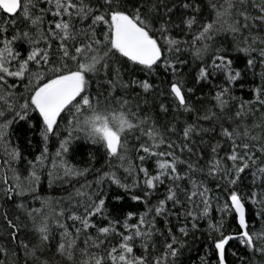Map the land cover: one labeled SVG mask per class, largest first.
<instances>
[{"label": "snow or ice", "instance_id": "obj_1", "mask_svg": "<svg viewBox=\"0 0 264 264\" xmlns=\"http://www.w3.org/2000/svg\"><path fill=\"white\" fill-rule=\"evenodd\" d=\"M17 125L39 135L24 179ZM0 148L12 264H178L202 222L199 264H229L232 241L264 264V0H0ZM45 171L84 178L58 211L25 202Z\"/></svg>", "mask_w": 264, "mask_h": 264}, {"label": "trees", "instance_id": "obj_2", "mask_svg": "<svg viewBox=\"0 0 264 264\" xmlns=\"http://www.w3.org/2000/svg\"><path fill=\"white\" fill-rule=\"evenodd\" d=\"M227 40H232L231 34L228 35ZM238 66L239 62H238ZM259 69H257V72ZM142 75V74H141ZM252 77L249 75L245 82V88L243 90H240L239 88L236 89L234 94L241 95L244 99H253L252 93L250 91V88L254 87L255 84L251 83ZM259 83L258 76L256 77V84ZM183 120L184 117H181ZM207 126V125H206ZM25 136H27L28 139L32 140V144H28L27 140L25 139ZM11 141L13 144H16L19 146V149L21 151L22 159L19 162H16L13 164V167L15 170L20 174L21 179H24L27 175L26 169H27V160L33 159L35 155H39L40 147H39V135L38 133H32L28 132L26 128L21 127L20 125L15 126V130L13 131L12 135L10 136ZM175 139V137H173ZM84 141H76L74 142V146L79 150V145L83 144ZM59 147V140L56 137L50 138L49 141V156L50 160L55 155L56 149ZM101 151L103 149L101 148ZM87 152H95V148H88ZM77 154L75 152H69L68 159L71 163L76 164L78 167L83 168L89 166L87 161L89 160L88 154ZM7 159V157L4 154V151L2 148H0V162ZM50 166V165H49ZM96 167H99L100 165L97 163L95 164ZM254 170V169H253ZM6 171V166L0 164V177H3ZM122 171V170H121ZM8 178L11 181L12 177V171L7 172ZM46 171L44 176H42L41 183L39 188L36 190V198L34 199L32 196H28L25 200L26 204L30 205L31 208H40L41 207V199H48L51 201V209L52 210H59L60 207H66L67 206V196L70 192L73 191L74 188H78L80 186V183L84 182V178L80 179V183H74L69 184L62 181H56L53 183L51 187L48 185V181L45 178ZM86 179L88 181H92L94 179L93 174H89ZM251 175L250 173L247 175V178L245 179L244 185V191H248V185L251 184ZM67 189V191H66ZM115 190V189H114ZM258 190V189H257ZM213 194H218V190L213 187ZM121 202L112 201L108 205V210L111 211L115 207H119ZM124 204L125 208H131L133 207V202L130 200H125V202H122ZM0 206H3V211H8L9 213H14L17 210L15 209L14 205L11 203V201L5 203V200L3 198H0ZM143 210V209H141ZM251 211H253L252 206H249V214H251ZM19 214V213H17ZM213 215L218 216V213H213ZM256 219H259L257 217ZM21 220H24L23 215H21ZM253 224H255V220L252 221ZM69 224L71 222L69 221ZM257 227L259 225H256ZM207 228V224L202 222V230L195 232V234L190 235L187 238V246L183 250V254L181 255L178 264H199V258L205 254L207 244L205 242V237L203 234V229ZM226 228L229 230H235V222L229 218ZM23 238V236H22ZM230 247L226 249L227 255L226 259L228 260L229 264H240L239 259H237L236 256H233L232 253L239 252L242 250V246L237 244L235 241L230 242ZM0 246L8 247L10 249H15V244H9L8 242V230L6 226L3 223L2 217H0ZM22 254V253H21ZM0 260H6L7 264H12V258L11 256L5 258L4 256L0 255ZM213 264H215V261L213 260Z\"/></svg>", "mask_w": 264, "mask_h": 264}]
</instances>
